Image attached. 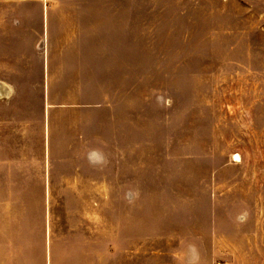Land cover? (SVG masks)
Masks as SVG:
<instances>
[{"label":"rangeland","instance_id":"1","mask_svg":"<svg viewBox=\"0 0 264 264\" xmlns=\"http://www.w3.org/2000/svg\"><path fill=\"white\" fill-rule=\"evenodd\" d=\"M50 2L80 37L0 97V264H264V0Z\"/></svg>","mask_w":264,"mask_h":264},{"label":"crops","instance_id":"2","mask_svg":"<svg viewBox=\"0 0 264 264\" xmlns=\"http://www.w3.org/2000/svg\"><path fill=\"white\" fill-rule=\"evenodd\" d=\"M50 1L24 0V4L34 8V11L28 9L26 5L22 14L23 17H16L10 26V21H7V23L5 19L0 21V42L8 44L6 50L3 48L2 51L0 97L10 98L14 93L16 82L35 80L46 83L48 88L49 85L53 88V83L58 81L55 68L60 65L71 66L69 63H60L59 60L65 57L68 59L75 58V39L77 35L78 39L80 34L74 26H70L71 29L68 30V28L60 27L58 24L60 21H63L64 24L66 20H69L73 21V25L75 17H68L64 11L60 10L58 6L55 7ZM7 26L11 28V33L6 31ZM58 34H60V37L56 40ZM63 44L65 45L63 46ZM7 58L10 60L6 61ZM33 60H35L34 64L32 63ZM33 68H35V72L31 73ZM33 75L36 77L34 80ZM67 97H69V94H67ZM127 253L130 256L124 257L126 260L121 261L120 264H187V250H154ZM199 264L213 263L210 257L200 256Z\"/></svg>","mask_w":264,"mask_h":264},{"label":"clouds","instance_id":"3","mask_svg":"<svg viewBox=\"0 0 264 264\" xmlns=\"http://www.w3.org/2000/svg\"><path fill=\"white\" fill-rule=\"evenodd\" d=\"M98 154L93 152L90 154V160L93 158H97ZM238 219L243 220L244 216L241 215L240 217H238ZM199 260H200V253L199 250L197 248V246L195 244H188L187 245V264H199Z\"/></svg>","mask_w":264,"mask_h":264},{"label":"bare ground","instance_id":"4","mask_svg":"<svg viewBox=\"0 0 264 264\" xmlns=\"http://www.w3.org/2000/svg\"><path fill=\"white\" fill-rule=\"evenodd\" d=\"M1 90H2V89H1ZM236 159L239 160V156H238V155H236Z\"/></svg>","mask_w":264,"mask_h":264}]
</instances>
